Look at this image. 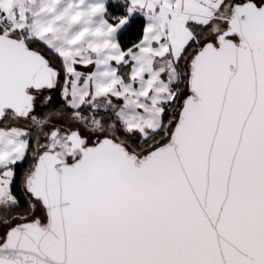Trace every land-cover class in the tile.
Instances as JSON below:
<instances>
[{
	"label": "snow or ice",
	"instance_id": "snow-or-ice-1",
	"mask_svg": "<svg viewBox=\"0 0 264 264\" xmlns=\"http://www.w3.org/2000/svg\"><path fill=\"white\" fill-rule=\"evenodd\" d=\"M0 264H264V0H0Z\"/></svg>",
	"mask_w": 264,
	"mask_h": 264
}]
</instances>
